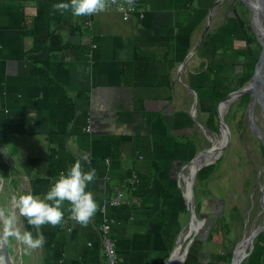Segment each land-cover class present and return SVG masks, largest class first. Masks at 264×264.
Instances as JSON below:
<instances>
[{
    "label": "crops",
    "instance_id": "obj_1",
    "mask_svg": "<svg viewBox=\"0 0 264 264\" xmlns=\"http://www.w3.org/2000/svg\"><path fill=\"white\" fill-rule=\"evenodd\" d=\"M59 2L0 0V188L14 182L13 203L44 193L86 154L98 210L86 224L65 211L61 224L33 226L16 209L21 231L46 237L23 247L27 264H107L106 214L117 264H163L185 230L179 170L208 143L205 129L217 133L208 119L259 55L248 9L241 0H136L143 16L123 20L73 15ZM118 188L122 203L103 212Z\"/></svg>",
    "mask_w": 264,
    "mask_h": 264
},
{
    "label": "rangeland",
    "instance_id": "obj_2",
    "mask_svg": "<svg viewBox=\"0 0 264 264\" xmlns=\"http://www.w3.org/2000/svg\"><path fill=\"white\" fill-rule=\"evenodd\" d=\"M253 17L250 18L248 10L246 22L249 24L251 29L249 32L250 35H254L253 37L255 38V34L257 35L259 33L258 28L260 25L258 20H255ZM251 103L252 98H250L248 94H243L240 97H236L226 105L223 120L226 123L228 130L224 128L225 131H222L223 134L221 135V137L224 139V146L216 155V158L214 157L210 162H208V164L201 166L198 171L201 173L200 176L207 174L210 171L211 173L207 180L201 178L199 183L196 182V186L194 188L197 197L200 196L202 198V209L200 214H198V217L203 218V223L199 233L195 235L193 242L198 236H201L200 240H202V243H204L202 245L206 247V250L203 252L208 254L206 255L200 253V251H197L194 246L196 243L192 242L194 247L191 249L190 253L187 254L189 255L191 253H198L199 258L196 260V263L200 262V264H205L207 262L206 264H227V262H230L228 259V253H230L228 251H230V249H224L223 247H217L215 245V243L218 242V236L215 234L216 228L214 227L213 222L215 221L216 215L222 209V207L225 210H229L232 206H237L241 209V212L244 215V224L242 226L238 223L232 224L230 230L234 231H229L227 233V236H232L233 234L237 236L236 244H238L244 238L236 248L235 254L237 257H240L241 255V252L239 254L237 253L238 251H241V244L245 243V238L249 232L252 231L256 226L260 225L264 220V213L260 204L262 195L264 198V194H262L260 190L261 184L264 181V155L260 150V144L262 143L256 136L254 129V125L260 130L262 129L261 132L264 137V111H262L259 104L256 103L253 107L251 114L252 116L250 118L249 107ZM239 117L242 118L241 127L237 125ZM217 119L219 123L218 115ZM205 131L207 132L210 141H208L210 143L209 146L211 145V141H215L220 138L218 132L213 133L207 129H205ZM209 146L204 145V147H201V149ZM205 153H207V151ZM219 156L220 161L218 163V167L213 169L214 163L217 162L216 160ZM247 178L249 179L248 183L245 182ZM4 180L5 181L1 186L2 189L0 188V209H3L6 213L8 211H16L17 207L14 205L12 200V193L17 196L14 190V182H10V180L8 181V178H5ZM206 207H208V209H206ZM251 210L253 211L252 213H250ZM188 220L189 212L186 210L183 212L181 222L186 225ZM229 220L233 223L232 219ZM213 228L215 230L214 232ZM185 231L186 230H184L183 233ZM210 231V242L206 243L207 241L203 236L206 232L208 233ZM187 240L188 238L185 239L184 243ZM6 241L9 254L14 260V263L27 264L28 251L23 248L26 245L12 237L7 238ZM14 244L15 247H17V252L13 255L12 253H14ZM248 245L250 244L246 245L247 248ZM207 248H210V250ZM211 249L215 250V253L209 255ZM243 259L238 264H242ZM238 260L239 258H237L236 262ZM186 261L187 256L185 259V264ZM0 264H2L1 256Z\"/></svg>",
    "mask_w": 264,
    "mask_h": 264
},
{
    "label": "clouds",
    "instance_id": "obj_3",
    "mask_svg": "<svg viewBox=\"0 0 264 264\" xmlns=\"http://www.w3.org/2000/svg\"><path fill=\"white\" fill-rule=\"evenodd\" d=\"M105 6V0H61L53 5L56 9H70L71 13L77 16L102 11ZM82 162L90 163L89 156L83 155L65 171H61L50 181L46 192L19 194L16 199L19 215L26 217L28 224L33 226L46 223L58 225L64 220L67 211L69 218L75 223L86 224L98 210V202L94 199L92 191L88 189V185L95 180L96 169L92 167L85 170ZM65 201L69 202L68 207H64ZM9 237L15 238L29 249L40 247L46 240L42 233L33 236L31 231H21L17 224L16 211L6 213L0 209V239L7 240Z\"/></svg>",
    "mask_w": 264,
    "mask_h": 264
},
{
    "label": "water",
    "instance_id": "obj_4",
    "mask_svg": "<svg viewBox=\"0 0 264 264\" xmlns=\"http://www.w3.org/2000/svg\"><path fill=\"white\" fill-rule=\"evenodd\" d=\"M241 1L248 8L250 18L253 17L256 14V11H257L256 9L258 8L257 7L258 0H252L254 4L249 3L248 0H241ZM261 1H262V5L264 7V0H261ZM255 38L258 41V43L260 44V52H259V55H258L256 61H255L252 75L250 76V78L247 80V82L245 84H243L242 86H240L237 89H234V90H231L230 92H228L217 104V114L219 117L218 134H219L220 138H221L222 130L224 128H226L228 130L227 125L223 120L225 111L223 112V114L220 111L221 103H226V105H227L229 102H231L236 97H240L243 94H248L250 96V98H252V103L249 107L250 118L252 116L251 114L253 111V107L256 103H258L259 106L261 107L262 111H264V35L262 38H259V35L255 34ZM187 69H188V62L184 61V64H183V73L184 74L187 73ZM254 129L256 132V136L260 139V141L264 147V137H263L261 130L259 128H257L255 125H254ZM203 130H204V128H203ZM227 136H228V131H227ZM215 142H216V140L211 141V145L209 147L203 148V149L195 152L194 155L186 163H184L181 166L179 173H178L177 179H178V181L181 180V182L179 184V187L181 189L180 190L181 196H182L183 202L185 204V209L187 210V212H189V220H188L187 224L185 225L187 227L186 237H190L184 243V246H183L181 252H179V255L181 256V258L185 257L186 252L189 249V246H190L191 241L193 239V236L197 233L196 230H191L189 228L191 221L192 220L202 221L201 223H203V218H198L195 214V200H194V195H193V184L195 181V177L199 173L198 171H199L200 167L204 166L208 163H205L202 161V164L195 169V171L192 173V175H190V179L188 182L185 180L184 175H189V173H190L189 165L194 162V160L197 158V156L201 155L202 153H204V152L208 151L210 148H212ZM223 146H220V151H221V148ZM215 158H216V156H215ZM260 190H261V193L263 194L264 181L261 184ZM263 200H264V198L262 195V200L260 199V204H261L262 210L264 211ZM263 229H264V220L260 225L256 226L252 231L249 232L248 238H249V244L250 245H248V248H247V246L243 248V250L241 251V255L239 257V260L236 263H234V256H235V250H236L238 244H235L229 264H238L244 257H246L249 254V252L251 251V249L253 247V242H252L253 238ZM207 234L208 233L206 232L203 237L206 238ZM198 238H201V236H198ZM184 241L185 240H181V243H183ZM6 242H7L6 240L0 239V244H1L0 256H1L2 262L4 264H15L14 260L11 258L10 254H9ZM176 244H177V242H175L172 250L170 249V251L168 252V258L163 264H169V262H170L169 259H170L171 253L174 251ZM181 260H183V259H181ZM182 264H184V263L182 262Z\"/></svg>",
    "mask_w": 264,
    "mask_h": 264
},
{
    "label": "trees",
    "instance_id": "obj_5",
    "mask_svg": "<svg viewBox=\"0 0 264 264\" xmlns=\"http://www.w3.org/2000/svg\"><path fill=\"white\" fill-rule=\"evenodd\" d=\"M251 70L250 72L247 73L246 76L242 77L241 80H239L238 83V87L242 86L251 76L252 74ZM215 111L212 112L211 117L208 119V123H207V127L214 130L215 132H218V128H219V123H218V119L215 116ZM214 117V118H213ZM242 118L239 117L238 121H237V125L239 127L242 126ZM209 142L206 144L209 146ZM198 150V149H197ZM197 150L195 152H197ZM260 150L262 152V154L264 155V147L262 144H260ZM194 152V153H195ZM188 160H186L187 162ZM217 162L214 163V168L216 169L218 167V163L220 161V156L217 158L216 160ZM213 172V171H212ZM211 171L208 172L207 174L201 175L200 176V172L197 174V176L195 177V181L193 184V194H194V200H195V214L198 216V214H200L201 209H202V198L200 196L197 197L194 188L196 186V182L199 183L201 181V178H204L205 180H207L208 176L210 175ZM200 177V178H199ZM246 183L249 182V179L247 178L245 180ZM210 194V193H209ZM206 209H208V207H206ZM253 210V208H252ZM250 211V213H252L253 211ZM188 218V216H187ZM232 219L233 223L229 220ZM215 222V223H214ZM213 222L214 227L216 228V231L213 228V232L215 231L217 240L218 242L215 243V245L218 247H223L230 249V253H228V259L230 261L231 259V252L233 247L235 246L236 242H237V236L235 234H233L232 236H227V233L229 231H234V230H230V227L232 224H240L241 226L244 224V215L241 212V209L237 206H232L229 210H225L223 207L222 209L217 213L215 221ZM212 224V225H213ZM212 227V226H211ZM220 234V235H219ZM210 237H211V231L208 232L207 234V238L206 241L210 242ZM214 249V248H213ZM213 252H215V250H213ZM191 249L188 250V253H190ZM192 254V253H191ZM187 256V261L186 263L189 264L188 260L191 259L190 254L186 255ZM186 259V257H185ZM185 259H184V263H185ZM197 258L194 257V261L191 264H195L196 263ZM199 263V262H198ZM230 262H227V264H229ZM242 264H264V229L261 230L255 237L253 240V247L251 249V251L249 252V254L243 259Z\"/></svg>",
    "mask_w": 264,
    "mask_h": 264
},
{
    "label": "built area",
    "instance_id": "obj_6",
    "mask_svg": "<svg viewBox=\"0 0 264 264\" xmlns=\"http://www.w3.org/2000/svg\"><path fill=\"white\" fill-rule=\"evenodd\" d=\"M105 5V9L98 12H116L120 14L123 20L129 19L134 14H137L139 17L143 16V12L137 10L136 0H105ZM86 130L88 131L89 128L87 127ZM123 195L124 193L122 190L118 188L115 194L104 198L102 211L105 212L106 206L116 207L120 205L122 203ZM14 205H16L15 200ZM113 222V218L106 214L99 227L100 244L107 264L118 263L114 240L111 236V225Z\"/></svg>",
    "mask_w": 264,
    "mask_h": 264
},
{
    "label": "bare ground",
    "instance_id": "obj_7",
    "mask_svg": "<svg viewBox=\"0 0 264 264\" xmlns=\"http://www.w3.org/2000/svg\"><path fill=\"white\" fill-rule=\"evenodd\" d=\"M248 1L251 4H254L252 0H248ZM257 7L258 8L256 9L257 10L256 11V14L254 15L253 18L255 20L257 19L258 22H259L260 27L258 28V31H259L260 34L258 33V35H259V38H262L263 35H264V7L262 5V1L261 0H258ZM225 108H226V103H221V105H220V111H221L222 114L225 111ZM222 131H225V130L223 129ZM223 141H224V139L222 137L221 138H218L216 140V142L214 143L213 147L210 148L207 151V153H205V152H204L205 154L202 153L201 156H199L198 158H196L194 160V162L189 165V171H190V173H189V175H184L185 180L187 182L190 179V175H192V173L195 171V169L202 164V160H203V162L208 163V162H210L220 152V146H223ZM263 213H264V211H263ZM201 226H202L201 221H194V220H192L191 223H190V225H189V228L191 230H196V232L199 233ZM186 229H187V227H185V230ZM186 233H187V231H185L184 233L179 234V236H177L178 239L176 238V240H178V241H177V244H176V247H175L174 251L171 253V256H170V259H169V261H170L169 264H182V262L184 263V259H185L186 255H187V253H186V255H185L184 258H181V256L179 255V252H181V249L183 247V243H181V240H185V238H188V239L190 238V237H186ZM195 235L193 236V239L195 238ZM245 239H246L244 241L245 243L244 244H241L242 245L240 247L241 248V251H242L243 247H246V245L249 244L248 235H247V237ZM242 240L238 244H240L242 242ZM0 247H1V244H0ZM241 251H238L237 254H239ZM235 253H236V250H235ZM237 258H239V257H237L236 254H235V256H234V263H236ZM181 259H183V260H181ZM2 264H4V263L2 262Z\"/></svg>",
    "mask_w": 264,
    "mask_h": 264
},
{
    "label": "flooded vegetation",
    "instance_id": "obj_8",
    "mask_svg": "<svg viewBox=\"0 0 264 264\" xmlns=\"http://www.w3.org/2000/svg\"><path fill=\"white\" fill-rule=\"evenodd\" d=\"M246 82H247V81H246ZM191 244H193V243H191ZM191 244H190V248H189V249H192V246H193V245H191ZM201 252H202L203 254H206V253H204L203 251H201ZM201 252H200V253H201ZM206 255H208V254H206ZM201 256H202V254H201ZM231 256H232V254H231ZM196 258H197V260H198L199 257L196 256ZM206 263H207V262H206ZM206 263H205V264H206ZM186 264H187V263H186ZM195 264H200V262H199V263H195Z\"/></svg>",
    "mask_w": 264,
    "mask_h": 264
}]
</instances>
